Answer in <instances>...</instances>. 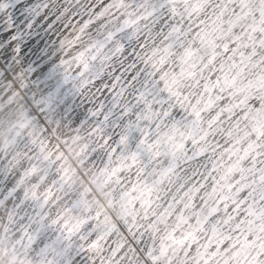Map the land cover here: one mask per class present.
Wrapping results in <instances>:
<instances>
[{
    "label": "snow or ice",
    "instance_id": "snow-or-ice-1",
    "mask_svg": "<svg viewBox=\"0 0 264 264\" xmlns=\"http://www.w3.org/2000/svg\"><path fill=\"white\" fill-rule=\"evenodd\" d=\"M29 3L0 0L5 87L33 74L15 28ZM31 11L51 19L53 71L87 106L75 120L62 109L79 163L97 168L120 219L75 194L49 146L61 121L45 108L59 94L33 95L18 125L28 138L18 130L0 147L16 145L0 166L12 250L34 251L35 264H264V0H48Z\"/></svg>",
    "mask_w": 264,
    "mask_h": 264
},
{
    "label": "rangeland",
    "instance_id": "rangeland-1",
    "mask_svg": "<svg viewBox=\"0 0 264 264\" xmlns=\"http://www.w3.org/2000/svg\"><path fill=\"white\" fill-rule=\"evenodd\" d=\"M48 0H30L28 9L23 12L22 18L15 25L18 32L17 44L21 49V66L32 69L27 81V88L20 87V82L12 83L11 87H5L8 83H0V147L6 141H11L12 137L19 130L25 139L28 138L30 127L18 128L24 124L26 116H31L35 111L30 102L34 95L37 99L45 98L50 92H58L51 109L45 108V115L52 116L53 120H60L61 126L56 128L49 125L50 147L59 145L65 165L69 168L70 181L74 182L76 195H83L88 207L100 208L109 213L115 221H119L118 213L113 212L108 206L104 195L106 188H102L103 178L98 175L97 168L91 162L81 165L79 163V143L74 140L76 133L73 131L77 115L81 117L87 111V106L83 104L81 97L76 94L70 84H65L62 75L53 71L56 62L54 52L57 46V37L48 30V23L43 16H37L31 9L37 5L42 6ZM60 3L63 0H59ZM31 25V27H29ZM3 45L2 47H6ZM19 71V68L17 69ZM34 85V86H33ZM64 114L71 119L65 121ZM16 150V145L9 144L6 153L0 152V166L6 164L7 160L12 159ZM27 157H22L17 164L16 171L21 165L26 163ZM27 187V185H26ZM59 202L57 207L62 209L65 203L63 193H57ZM88 208H85L87 211ZM6 223L3 212H0V264H35V252L25 251L18 246L13 251L15 237L6 238L2 226Z\"/></svg>",
    "mask_w": 264,
    "mask_h": 264
}]
</instances>
